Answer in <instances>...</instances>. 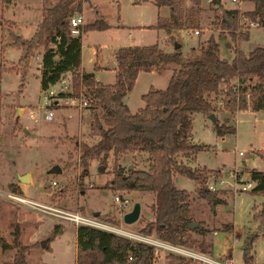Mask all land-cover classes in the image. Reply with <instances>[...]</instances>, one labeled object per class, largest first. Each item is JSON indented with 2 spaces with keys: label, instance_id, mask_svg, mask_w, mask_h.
<instances>
[{
  "label": "rangeland",
  "instance_id": "374dc122",
  "mask_svg": "<svg viewBox=\"0 0 264 264\" xmlns=\"http://www.w3.org/2000/svg\"><path fill=\"white\" fill-rule=\"evenodd\" d=\"M39 1L27 0L25 2L36 6ZM54 1L43 0L41 3L43 5L42 12L44 13L45 6ZM19 2L21 1L17 0L16 4L19 5ZM90 2V6L87 2L83 6L87 19L94 16V10H97L104 17L101 18L102 21L111 23L118 16L123 25L109 27L102 31L88 29L82 35L84 44L98 42L108 45L111 43L129 45L153 41L159 43L164 37L165 32L161 28L138 26L139 24H149L155 20L157 10L150 0H118V2L90 0ZM219 2L223 7H233L239 11L252 8L253 4L251 0H241L240 2L219 0ZM1 3L0 0V63L5 66L17 65L16 61L21 54V49L9 44L11 39L9 32L13 34L18 31L15 26H12L11 20L4 18L8 11L2 7ZM17 8L14 7V13L20 11L23 13L22 16L27 19H35V16L38 15V11L34 8L32 12L30 10L21 11ZM214 12L215 5L207 0H201L199 6L193 4L191 0H177V15L181 24L172 33L174 39L169 37L165 41L180 43L183 58L198 53L200 46L209 36L219 42V55L226 59L231 58L234 47H240L246 53L256 45L264 46V25H250L248 24L250 19L244 18L236 30L235 40H232L227 32L219 29L213 16ZM158 13L167 15V8L160 7ZM187 24L188 26H186ZM30 27L28 22L25 26H20L19 33L21 34L19 35L28 38ZM193 28L198 29L197 34L192 33ZM192 44H194V50L187 51L189 49L187 47ZM40 55L41 53L38 57H34L32 54L26 66L17 65L16 70L0 71V236L11 243L14 236V225H17L19 241L22 244H32L25 253L28 264H76L74 261L76 223L44 212L32 203H28L26 199L68 212H76L84 217L100 221L102 224L94 226L96 228L126 236L131 240H140L139 238L145 235L138 234L137 231L151 219L147 215L151 213L150 205L154 201V192L151 190H126L130 204L119 210L112 202V195L123 189L113 190L107 184L117 169L125 171L131 165L136 168H146L148 164L146 153L119 154L117 166L114 165L111 154L105 158L104 165L101 164L98 157L92 158L86 173L79 181L78 155L80 150L78 141L83 140L91 143L97 139L99 134L96 122H101L102 111L98 107L88 106V102L87 106L78 107L69 105L60 98L55 101L58 104L52 103L50 106L53 111L51 118L44 119L42 115L46 108H38V106L42 107L45 101L38 81L39 68L36 66ZM83 62L87 63L85 57ZM166 73L167 71L151 75L142 73L128 94V98L136 105L139 93L143 89L142 86H145L148 81L155 88H164L167 82ZM63 77V85L70 89V73H65ZM80 91L86 99L87 89L80 85L77 94ZM73 93L75 94L74 91ZM63 95H65L64 91ZM219 97L218 95L216 109L212 112L213 118L232 125L233 118H236V112H240L237 115L238 119L233 122L235 131L218 136L213 131L211 120L204 118L201 112H195L191 126L192 138L194 142L200 143V148L195 157H192V154L187 156L177 154V158L190 167L216 168V166H220L221 171H224L222 173L233 167L242 169L245 175L251 169L264 170V114L261 111L253 110L250 105L240 108L241 110L230 111L220 106L221 98ZM29 109H38L39 113L36 119L29 116ZM238 150L242 154H238ZM53 164L60 167V172H48ZM23 172L31 174L28 181L17 180L15 173ZM175 173H172L173 184L178 188L185 189L189 194V216L192 220H201L202 226L207 229H220L215 230L214 234L213 231L204 235L188 232L186 235L196 239L203 238L205 243L211 242L213 253L219 251L224 242L232 240L230 230H221L222 225L229 223L225 222L227 216L222 213L223 209L230 211L233 223L245 228L255 229L258 227L259 219L254 214L255 208L262 200L261 194L251 193L249 190L240 191L234 195L233 200L229 199L227 205L220 206L218 211L215 206L214 213H211L207 204L197 196L194 190L195 181L185 175ZM50 179L56 181L54 185H49ZM10 184H16L20 192H12ZM220 194L219 191L218 196ZM14 195L25 199H15ZM224 198H228V195ZM134 201L139 202L138 217L131 223H124L121 220L122 213L130 209ZM94 212H97L95 216ZM54 225H58L56 229L59 230L51 240L47 241ZM146 237H150V235ZM153 237L151 235V238ZM43 238L47 239L42 247L39 241ZM243 238L244 236L240 235L235 241L236 243H233V264H242L240 248ZM253 241V244L251 243L252 253L260 264H264V236L255 237ZM155 244H150L153 247L152 264H167L166 255L169 252L181 253L182 250L194 251L193 253L197 254L201 252L196 247H173L164 242ZM154 246L157 249L155 251ZM12 253L13 248L0 250V263L9 260ZM227 253L224 252L219 256L225 257ZM181 254L194 264H205L197 258L188 256L185 252Z\"/></svg>",
  "mask_w": 264,
  "mask_h": 264
},
{
  "label": "trees",
  "instance_id": "16d2710c",
  "mask_svg": "<svg viewBox=\"0 0 264 264\" xmlns=\"http://www.w3.org/2000/svg\"><path fill=\"white\" fill-rule=\"evenodd\" d=\"M7 1L1 0L2 3ZM191 1L196 6L201 2ZM251 1L252 8L239 11L237 8L223 7L219 0H210L215 5L213 16L219 29L227 32L232 40H235L236 30L244 18L257 20L264 25V0ZM152 2L158 8H167V15L158 14L153 27L161 28L166 33L179 27L181 22L177 15V0ZM75 10H79V0H55L45 8L31 36L23 38L9 32V44L21 49L16 63L22 66H26L34 50L42 49L39 60L41 90L50 87L69 72L75 94L79 86L83 85L87 89L88 106L101 109V122H96L97 139L91 143L78 141L79 181L92 158L98 157L104 165L105 158L111 154L117 166L119 154L146 153V168L131 165L125 171L117 169L107 183L113 190L154 192V201L150 205L152 218L137 233L145 236L154 234L165 243L182 248L196 247L202 253H209L211 242L205 243L203 238H191L186 233L204 235L220 229H207L202 226L201 220L194 221L195 225L189 227L193 221L189 216V194L173 184L172 173L193 179L197 196L214 213L215 206L222 202V198L218 196L219 190L207 188L205 180L208 176L216 175L218 170L206 166L190 167L179 160L177 154L187 156L200 148L199 144L188 140L190 114L214 112L218 95L222 107L230 111L237 107L244 108L246 104L242 95L248 86L251 108L264 111V46L256 45L246 53L234 47L230 59L219 55V44L212 36L205 39L198 53L188 58H183L180 46L170 51L163 50L155 43L119 46L114 52V80L102 84L94 82L92 73L79 70V35L70 34L67 20ZM105 27L107 24L100 19L82 25L83 30ZM170 64L176 67L172 68L165 87H148L140 95L143 105L135 112H130L122 98L132 87L136 73L151 68L161 70ZM17 65L5 66L0 63V71L16 70ZM236 79L242 84L238 89L237 102L236 90L233 88ZM212 123L216 135L234 131L231 124L216 118H213ZM248 174L254 182L249 191L262 196L254 215L259 219L258 227L264 235V170L251 169ZM10 186L12 192H20L16 184ZM56 227L58 225L51 229L47 241L58 232ZM230 229V223L221 226V230ZM74 235L76 264H152L153 247L143 241L131 240L87 224H76ZM255 237V234L249 235L242 246V264H254L250 248ZM31 246L19 241L17 225H14L11 243L0 236L1 251L13 248L10 259L0 264H28L25 253ZM166 258L167 264H194L179 252H169Z\"/></svg>",
  "mask_w": 264,
  "mask_h": 264
},
{
  "label": "crops",
  "instance_id": "0c3cea01",
  "mask_svg": "<svg viewBox=\"0 0 264 264\" xmlns=\"http://www.w3.org/2000/svg\"><path fill=\"white\" fill-rule=\"evenodd\" d=\"M16 1L17 0H9L7 2L1 3L2 7L5 8L8 11V13L6 14V16H4V18L5 19H9V20L12 21V26H15V29L18 31L17 33H14V34H21V33H19L20 32L19 31L20 30L19 27L20 26L21 27L25 26L26 22H28L31 25V27L29 29V34H30L29 36H31V34L34 31L35 25L40 21V19L42 17L43 5L41 3H42L43 0H40L39 3L36 6H32L31 4L25 2L27 0H19V1H21V2L18 3L19 5L16 4ZM114 1L118 2V0H114ZM150 1L152 2V0H150ZM207 1H210V0H207ZM54 2H52L51 4H49V5L45 6V7L51 6ZM86 2L88 3V6L91 5L90 0H79V10L78 11L75 10L74 13H73V14H79L82 17V23L79 26L80 32L78 34L79 35V41H80L79 70H80V72L92 73L94 82H99V83H102V84L112 83L113 80H114V67H115V64H116V61H115V58H114V52L119 46H124V45H128V44H123V43L113 44V43H111L110 45H108V44L98 43V42H91V43L84 44L83 39H82V35L88 29L83 30L82 29V25H84L85 23L93 22L94 20H98V19L104 18L103 15L99 11L94 10V16H91L90 19H87L86 16H85V13H84L85 9H83V6L85 5ZM93 6H95V5H93ZM14 7H18L19 10H21V11L30 10L31 12L35 9L36 11H38V15L35 16V19H33V18L32 19H27L26 17L22 16L23 13H21L20 11H17V13H14ZM159 9H160V7L159 8L156 7V10H157L156 16L159 14L158 13ZM43 11H44V9H43ZM159 15H162V14H159ZM163 15H165V14H163ZM156 16H155L154 22H150L149 24H139L138 26H141V27H153V25L156 23ZM103 22H105L107 24V27L102 28V29H95V30L102 31V30H105L106 28H109V27H119V26L123 25V24L120 23L121 19H119L118 16L111 23L107 22V21H103ZM173 31L171 33H166L164 31L165 32L164 37H163L162 40L159 41V43L157 41H153V42H146V43H140V44H129V45H147V44L155 43V44H157V46H159L163 50L170 51V50H172L174 48V45H175L176 42L175 43H172V42L169 43L168 41H165V40L169 39V37H172L174 39V36L172 34ZM216 42L219 44V42L217 40H216ZM178 44L180 46L181 54L183 56V51H182V48H181V44L180 43H178ZM193 47H194V44L188 46L187 48H189V49H187V51H189V52L193 51L194 50ZM238 48L240 49V47H238ZM41 50H42L41 48H38L37 50H35L34 53H33V56L34 57H38L39 53H41ZM103 50H106V51H103ZM84 57H85L87 63L83 62ZM37 63H39V61H37ZM37 63H36V66L39 68V64H37ZM173 67H176V65L170 64V65L164 67L161 70H156L155 68H151L150 70H139L136 73V76H135L134 82L132 84V87L125 92V94L123 95V98H122L124 103L128 106V109H129L130 112H135L138 108H140L143 105V102L140 99V95L142 93H144L148 89V87H150V86L153 87L152 83H149V81L147 83H145V86H142L143 89L139 93V98H138L137 104L135 105L134 102H131V99L128 98V94L130 93V91L134 87L135 83L138 81L140 75L142 73H147V74L151 75V74H154V73H160L161 71H167L166 77H167V81H168V78L170 76V73H171ZM38 81H39V75H38ZM63 81H64V77H62L59 81H57L56 83H54L51 86H53L54 88H57L58 87L57 85H60L59 82H63ZM166 84H167V82H166ZM39 86H40V83H39ZM41 92H42V90H41ZM64 96H66V94L63 95V92H59L57 95L54 96V98H53V102L54 103L53 104H58V102H55V101L57 99H60V98H62L65 101V97ZM256 111H261V113L264 114V111H262V110H256ZM237 112H236V118L235 119L233 118V122L236 119H238L237 115H239L240 112H238V113ZM194 113L195 112L190 114V130H189L188 140L191 143H196V144L200 145V143L194 142L193 138H192V127L191 126H192V118L194 117ZM202 115H203L204 118H208L207 114L202 113ZM211 122H212V120H211ZM233 122H232V126L234 127V131H235V124H233ZM212 128H213V123H212ZM213 131H214V128H213ZM214 133H215V131H214ZM196 152L197 151L193 152L191 156L195 157ZM208 168H212V167H208ZM216 168L218 169V173L216 175L209 176V178L210 179H215V178L223 179L222 183L218 184L219 185L218 186L219 187V191L221 192L220 197L222 198V202L216 205V211H218L220 206L225 205V204L227 205V202L229 201V199L233 200L234 199V195L238 194L240 191H248L249 190V189H240V186L249 178V174H248L249 172H247V174L245 175L243 170L239 169L238 174L235 176V178H233L231 175H229L228 170H227V172L222 173L224 171H221L222 169H221L220 166L219 167L216 166ZM17 174L18 173H15L16 178H17ZM175 174H177V173H175ZM28 177L31 178V174L30 173H28ZM17 180H18V178H17ZM226 195H228V198H224V196H226ZM258 208H259V206L257 205V207L255 208V212H256V210ZM222 211H223L222 213H224L227 216V220L228 221L226 220L225 222H229L231 224L230 232H231V235H232V240L230 242H224L223 246L221 247V249L219 251L215 252V253H213V249L211 248V251L209 253L200 252L199 254H203L204 256L212 259L214 262H216V264H233L234 261H233V258H232V246H233V243H236L235 241L238 240L240 235H242V237L244 236L240 250L242 249V246H243L246 238L250 235V233L251 234L254 233L256 235V238L260 237V236H264V235L262 234V229H260L259 227H256L255 229L245 228L243 226H240L239 224L233 223L232 217L230 216V211L229 210L225 211L224 209ZM147 216L152 218V214L151 213L148 214ZM215 232L216 231H214L213 234ZM151 235L154 236L153 238L163 242L160 238H158L157 236H155L153 234H150V237H151ZM253 242H252V244H253ZM165 244L174 247V245H171V244H168V243H165ZM252 244H251V246H252ZM212 246H213V242H212ZM175 247H178V246H175ZM224 252H226V253L229 252V253H227V255L225 257L224 256L223 257L219 256L220 254H222ZM250 253L252 254L254 264H260V262L255 258L254 254L252 253V248L250 249ZM241 263H242V260H241Z\"/></svg>",
  "mask_w": 264,
  "mask_h": 264
},
{
  "label": "built area",
  "instance_id": "2783aa9c",
  "mask_svg": "<svg viewBox=\"0 0 264 264\" xmlns=\"http://www.w3.org/2000/svg\"><path fill=\"white\" fill-rule=\"evenodd\" d=\"M230 1H237L240 2L241 0H230ZM68 25H69V31L71 35H78L80 32V28L79 26L82 23V17L79 14H72L70 15L68 18ZM248 24L250 25H258L260 24L259 21L257 20H250L248 21ZM192 33L197 34L198 33V29L197 28H193ZM59 81V80H58ZM60 85H57V88H54L53 86H50L48 88H46L45 90H42L43 93V98H44V104L43 106H38V108H46V111L43 113L42 117L44 119H50L51 116L53 115V111L52 108L50 107L53 102V97L55 95H57L59 92H65L66 96H65V101L67 103H69V105H77L78 107L81 106H87V102L88 99L83 97V93L82 91H80L78 94H74L72 87H70V89H67L65 85H63V82H59ZM242 84H239L238 80L236 79L235 84L233 86V88L236 90V95H235V101L237 102L239 99V94H238V89L239 86ZM244 102L246 104V106L250 105V91H249V87L247 86V88L245 89V91L243 92L242 95ZM220 106L222 107V101H219ZM235 110H241L240 108H235ZM29 116L32 119H36V116L38 115L39 111L38 109H29L28 110ZM238 154H242V152L240 150L237 151ZM239 172V168L238 167H233L232 169L228 170L229 175H231L233 178H235V176L238 174ZM223 179H210L209 177L206 178L205 180V184L207 186L208 189L210 190H219V185L220 183H222ZM55 180L54 179H50L49 185H54L55 184ZM252 187V181L250 180V178H248L241 186L240 189H250ZM15 199L18 200H23L25 198H21L19 196H13ZM28 201V203H32L36 208L43 210L44 212L46 211L47 213H51L54 214L56 216L62 217V218H66L69 219L71 221H73L76 224H87V225H93V226H100V221H96L93 220L91 218L88 217H84L76 212H68L56 207H53L51 205H47L44 203H38L35 202L33 200H29L26 199ZM112 202L115 205V207L119 210H122V208L126 207L127 205L130 204V199L126 193V190H121V191H116L115 193H113L112 195ZM127 211V210H126ZM125 212V211H124ZM123 212V213H124ZM122 213V214H123ZM141 236V235H140ZM140 241L146 242L148 244L151 245H156V242H161L157 239L151 238V237H146V236H141ZM161 244V243H158ZM163 244V243H162ZM163 246H165L163 244ZM156 250L155 246H154V251ZM183 252H185V254H187L190 257H194L199 259L200 261H202L203 263L206 264H216V262H214L212 259L202 255V254H197V253H193L190 250H182ZM181 252V253H183Z\"/></svg>",
  "mask_w": 264,
  "mask_h": 264
},
{
  "label": "water",
  "instance_id": "95a60500",
  "mask_svg": "<svg viewBox=\"0 0 264 264\" xmlns=\"http://www.w3.org/2000/svg\"><path fill=\"white\" fill-rule=\"evenodd\" d=\"M179 46L178 43H175L174 45V48ZM207 117L210 119V120H213V115L212 113H208L207 114ZM48 172L50 173H58L60 172V167L57 165V164H53ZM17 178L19 181H28L29 180V177H28V172H23L21 174H17ZM97 214V212H94L93 215L95 216ZM138 214H139V202L138 201H134L133 204L131 205L130 209H128L127 211H125L122 216H121V220L124 222V223H131L133 222L134 220L137 219L138 217ZM195 225V222L194 221H191L189 223V227H192ZM45 242H46V238H43L39 241V244L40 246H44L45 245Z\"/></svg>",
  "mask_w": 264,
  "mask_h": 264
},
{
  "label": "bare ground",
  "instance_id": "6f19581e",
  "mask_svg": "<svg viewBox=\"0 0 264 264\" xmlns=\"http://www.w3.org/2000/svg\"><path fill=\"white\" fill-rule=\"evenodd\" d=\"M172 249V248H171Z\"/></svg>",
  "mask_w": 264,
  "mask_h": 264
}]
</instances>
